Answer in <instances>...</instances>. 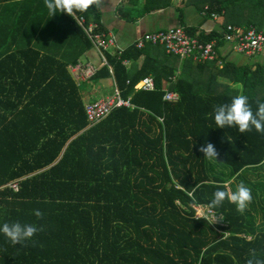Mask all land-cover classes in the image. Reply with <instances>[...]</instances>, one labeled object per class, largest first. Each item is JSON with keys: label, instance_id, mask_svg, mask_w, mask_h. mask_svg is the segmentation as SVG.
I'll return each mask as SVG.
<instances>
[{"label": "trees", "instance_id": "obj_1", "mask_svg": "<svg viewBox=\"0 0 264 264\" xmlns=\"http://www.w3.org/2000/svg\"><path fill=\"white\" fill-rule=\"evenodd\" d=\"M12 1L17 0L4 3ZM187 2L200 14L207 8L205 19L213 14L226 26L264 33V0ZM169 4L147 0L137 18ZM95 13L92 6L75 15L96 22ZM57 14L60 24L71 27L80 53L19 44L16 33L24 19L10 18L3 31L0 17V226L17 221L43 226L16 245L0 232V264H246L252 249L264 260V133L217 128L213 112L240 94L255 112L264 102V65L223 61V32L198 36L202 44L218 41V58L194 65L203 70V63H212L206 78H195L189 66L178 72L179 58L162 49L157 59L134 47L107 53L109 67L89 81L112 79L133 109L114 111L89 127L83 83L75 82L68 66L92 47L73 16ZM25 33L24 41L32 36ZM146 76L155 89L135 90ZM219 77L240 86L241 93ZM166 90L178 100H164ZM207 143L219 153L217 160L199 151ZM241 182L253 195L243 214L227 200L207 207L218 188L235 191ZM10 183L17 184L16 191ZM193 188L194 200L187 194ZM193 204L221 216L225 226L195 218ZM34 209L44 218L38 220Z\"/></svg>", "mask_w": 264, "mask_h": 264}, {"label": "crops", "instance_id": "obj_2", "mask_svg": "<svg viewBox=\"0 0 264 264\" xmlns=\"http://www.w3.org/2000/svg\"><path fill=\"white\" fill-rule=\"evenodd\" d=\"M146 1L147 0H103L100 7L95 6V23H97L103 31L109 32L114 38V47L107 52L108 54L113 55L118 50L121 51V47H123L124 50L133 48V43L136 39L145 33L159 32L179 27L194 31L198 36L200 34L210 36L213 34H221L226 27L225 21L222 18L212 21L201 17L195 6L188 4V2L186 3V0H160L164 2L168 1L170 3L169 6L137 18L144 10ZM22 2H24V0H17L6 5L7 3H4L3 0V5H0V17L3 20V31L6 30L10 18L16 20L21 18L24 19V25L19 28L16 33L17 42L19 44L24 45V43L30 42L33 47L57 50L60 55L63 51L65 53L81 52L80 46L77 44V41H74L70 33L72 29L69 24H60L61 14H55L51 17L44 4V0H27L25 3ZM119 8L130 13L125 14L124 17L120 16L118 12ZM74 16L77 15L74 14L73 17ZM25 31L26 35L28 31L32 33L31 38L29 39L27 37L26 41L23 39ZM161 49L160 47L149 45L143 48L145 55L155 59L159 56L158 53L161 52ZM92 50L99 56L98 52L94 48H91L88 51L82 52L78 61L89 62L99 70L100 62L95 64V58L91 54ZM142 58L143 56H140L136 63L137 65L141 62ZM164 58L165 54L163 55V60ZM220 58L223 61L231 62L238 66H250L254 64L264 65V51L256 56L249 57L233 51L230 44L226 43L220 45ZM190 60L192 62H190ZM197 63L198 61L193 59L179 58L176 64L177 71L179 72L182 70L184 66H189V69H193L192 74L195 78L208 77L210 74V67L213 66L212 63H203L207 66L203 70L195 68L194 65ZM218 80L223 83H229L222 77H219ZM229 85L238 91V93H241L240 86H236L232 83H229ZM81 87H83L82 96L85 105L110 97L115 86L112 79H103L100 81L84 82Z\"/></svg>", "mask_w": 264, "mask_h": 264}, {"label": "built area", "instance_id": "obj_3", "mask_svg": "<svg viewBox=\"0 0 264 264\" xmlns=\"http://www.w3.org/2000/svg\"><path fill=\"white\" fill-rule=\"evenodd\" d=\"M207 8H204L200 14L206 18ZM209 19L215 21L218 16L211 14ZM76 24L81 28L91 47L94 48L100 58V67L108 66L106 53L114 47L113 36L103 31L99 25L93 21L87 22L82 16H74ZM220 41L231 44L233 50L237 53L247 56H254L264 50V33L254 28L244 29L239 26L228 25L222 33ZM146 45L157 46L162 48L165 54L180 59H193L198 62L213 61L218 58V41L213 40L208 44H202L198 40V35L190 36L183 28H173L159 32L145 33L138 37L133 43V47L142 50ZM116 53L120 54L118 50ZM122 64L126 67L130 64L128 60H123ZM109 67V66H108ZM68 70L77 84L89 81L98 71V68L89 62L77 61L68 66ZM109 70H111L109 68ZM174 80V77L170 79ZM135 90L151 93L155 89L154 81L149 76L139 80L135 86ZM166 101H177L178 95L174 91L166 90L164 95ZM120 109H133L128 100H123L119 91L115 88L114 93L110 97L97 100L85 105L84 112L87 124L93 127L110 116L114 111ZM8 187L17 190L16 183L8 184ZM195 218L206 219L213 226L224 227L225 223L221 216L216 215L207 207L193 204Z\"/></svg>", "mask_w": 264, "mask_h": 264}, {"label": "clouds", "instance_id": "obj_4", "mask_svg": "<svg viewBox=\"0 0 264 264\" xmlns=\"http://www.w3.org/2000/svg\"><path fill=\"white\" fill-rule=\"evenodd\" d=\"M102 2L103 0H44L51 17L57 12H63L72 17L77 12H86L92 6L100 7ZM123 50V47H121V51ZM213 112L217 128L237 127L240 133L251 132L253 129L256 132L264 133V102H258L257 109L253 112L248 96L240 94L233 97L230 104L224 103L214 106ZM199 151L208 160H217L219 155L211 143H207L206 146L202 145ZM194 191L195 188L187 193L193 200L195 199ZM213 197L207 206L208 208L220 207L227 200L229 203L235 204L237 212L241 214L245 212L253 200L252 189L243 182L236 186L235 191L227 190L226 187L225 190L218 188ZM33 215L38 220L44 218V213L39 209H34ZM40 231H43L42 225L22 224L19 221L4 223L0 226V232L13 245L23 244L24 241L31 239ZM246 264H264V260L259 259L255 249H252Z\"/></svg>", "mask_w": 264, "mask_h": 264}, {"label": "rangeland", "instance_id": "obj_5", "mask_svg": "<svg viewBox=\"0 0 264 264\" xmlns=\"http://www.w3.org/2000/svg\"><path fill=\"white\" fill-rule=\"evenodd\" d=\"M91 54L93 55V57L95 58V64H98L99 62H100V59H99V56L97 55V53L94 51V50H92L91 51ZM83 60H84V58H83ZM114 90H115V87H114ZM114 90L112 91V94L114 93ZM248 184H249V182H247ZM252 183V182H251ZM249 185H251V184H249ZM263 186H264V182H263V184H262Z\"/></svg>", "mask_w": 264, "mask_h": 264}]
</instances>
